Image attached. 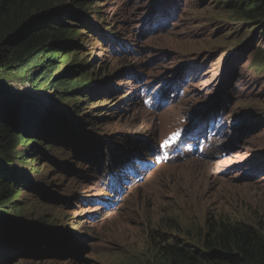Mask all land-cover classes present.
<instances>
[{"label": "rangeland", "instance_id": "rangeland-1", "mask_svg": "<svg viewBox=\"0 0 264 264\" xmlns=\"http://www.w3.org/2000/svg\"><path fill=\"white\" fill-rule=\"evenodd\" d=\"M229 1H86L95 6L87 13L89 16L81 15L83 25L78 27L69 22L68 27L76 30L78 38L74 43L78 46L53 48L59 57L57 76L68 71L70 82L100 90L107 87V76L121 73L122 79L104 91L116 100L111 103L106 99L94 100L90 110L95 112L88 115L96 120V114H102L101 120L87 121V116L79 117L66 100L81 98L82 103L91 102L80 94L62 96L33 85H13L17 95L32 96L70 119L80 138L65 148L60 145L68 139L54 146L49 144L57 141L41 142L36 145V156L27 155L25 161L12 155L15 167H9L36 189L31 191L25 185L19 195L1 197V203H7L3 219L6 215L21 219L36 230L35 223L48 224L43 230L55 235L54 241L63 237L68 245L77 248L81 241L82 249L77 256L55 259L53 256L31 259L13 253L9 263L0 264H160L158 257L153 256L155 248L149 244L152 235L191 242V236L197 235L207 217L264 225L262 23L236 19L235 12L225 4ZM243 1L247 5L249 0ZM84 27L87 31L81 29ZM179 73L184 79L174 84L173 79ZM224 84L230 91L225 92L228 97L223 99L224 112L214 118L212 127L210 123L204 128L200 126L192 139L207 140L209 133L223 134L228 151L210 147L201 140L194 146L206 153L213 150L216 158L190 159L189 164L170 173L160 169L145 188L129 195L115 214L102 218L87 214L94 207L85 201L102 199L103 177L101 172L96 175L88 172L89 169L97 172L100 164L87 166L81 156L86 157L94 147L93 158L99 162L103 157L100 147L109 144L106 155L116 160L118 153L113 149L118 148H112L113 145L130 149L133 147L130 143H136L134 137H151L155 139L153 143L163 141L170 146L177 142L172 131L189 125L197 107L212 101V94ZM174 86L178 93L159 112L142 105L144 96L150 95L154 100L159 92ZM147 104L150 105L149 100ZM226 115L229 118L242 115L249 132L231 135V130L225 127ZM203 118L206 121L202 123L207 122L205 115ZM200 122L195 120L193 127L197 128ZM220 154L223 156L219 157ZM171 220L178 227L164 230L158 225Z\"/></svg>", "mask_w": 264, "mask_h": 264}, {"label": "trees", "instance_id": "trees-1", "mask_svg": "<svg viewBox=\"0 0 264 264\" xmlns=\"http://www.w3.org/2000/svg\"><path fill=\"white\" fill-rule=\"evenodd\" d=\"M86 1L0 0L1 263L11 261L13 253L38 259L61 255L60 253L66 251L60 242L54 241L48 230H43L49 226L48 224L36 225L34 222L36 228L41 231L39 232L32 225L24 224L21 219L8 215L3 219L5 216L3 209L7 203H1V197L19 195L22 189H26L25 185L29 186L31 191L35 192L36 189L26 184L27 179L9 167H15L12 155H17L19 160L25 161L27 155L36 156V145L41 142L57 141L49 144L54 146L55 143L71 140L59 144L63 147L74 144L75 140L70 139L71 137H80L76 125L70 119L44 106L40 100L32 96L17 95L12 89L13 85H33L40 90L62 96L80 94L91 102L82 103L84 101L81 98L66 100L67 103H72L69 105L79 117L87 116L85 118L87 121L101 120L102 114L99 116L96 114V120L89 116L95 112L90 110L95 104L94 100L100 98L103 102L106 99L108 103L116 100L106 96L104 91L110 89L114 81L122 79L121 73H117V76L116 74L112 77L107 76L109 78L104 77L108 80L107 87L104 86L100 90H91L88 86L80 87L76 81L70 82L67 80L70 75L68 71L57 76L59 57L53 48L59 46L58 49L63 50L69 46H78L74 43L78 38L75 37L76 30L68 27L69 22L75 23L78 27L83 25L81 15L89 16L87 13L89 14L95 6ZM247 2L246 5V1L231 0L225 4L235 12L236 19L251 23L261 22L264 36V0ZM64 6L68 8L62 9ZM81 29L87 31L86 27ZM110 35L115 36L114 33ZM105 69L106 73L109 67ZM169 223H173L174 226ZM176 225L178 227V223L171 220L159 224V227L168 230L175 229ZM199 232L191 236V242L152 235L149 244L155 248L153 256L158 257L160 264H264V225L208 218ZM17 246L19 248L25 246L26 250H21Z\"/></svg>", "mask_w": 264, "mask_h": 264}, {"label": "clouds", "instance_id": "clouds-1", "mask_svg": "<svg viewBox=\"0 0 264 264\" xmlns=\"http://www.w3.org/2000/svg\"><path fill=\"white\" fill-rule=\"evenodd\" d=\"M111 44L113 45L114 42L111 41ZM226 88V84L220 86L218 88L217 93L212 94V101L205 102L203 103V105L197 107V113L193 117L189 125L186 124L185 126H183V129H181V141H183V143L179 147H177V149H175L173 152L167 153L166 158L164 160L160 159V157L164 154L161 153L160 156H158L155 151V147L159 148V142L157 141L156 143H153L155 139L151 137H134L141 140L142 142L136 139V143H130L133 146L132 148H130V153L126 151L125 147L122 148V150L118 149L115 151V149H113L114 153H118V157L116 160H112L111 157H107L106 145H104V147H100L103 153V157H101L99 162L97 159L93 158L95 156L94 150L96 149L94 147H91L93 152L89 151V154L86 155L87 159H84L86 157L83 158V156H81L80 158L82 159V162L87 166H90L95 162L100 164V168L97 169V172H95V169H89L88 172L90 174L96 175L98 172H101L103 180H110L109 182H104L100 185L101 190L103 191L102 199H88V201H85V204H89L94 207L93 212L87 214L97 215L99 218L115 214L122 207L125 202V199L129 195H133L134 193L145 188L149 184L151 178L156 173V171L160 169L167 170L170 173V171L176 168H180L186 164H189L188 161L190 159L205 160L216 158V155L214 154L213 150H211L210 153H206L205 151L199 153L200 150H198L196 146H194V144H199L201 140L205 139L198 138L190 144L187 143L195 136L200 126L204 128L207 126L208 123H210V126L212 127L214 123V118L224 112L223 103H225V101H223V99L228 97V94H225V92H230L229 89ZM204 115L207 117V122L202 123V120L206 121V118H203ZM225 118L228 119L225 127H228V131L231 130L230 134L234 137L239 136L238 133L240 132L244 134L246 132H249V130H246L247 121L242 115H232L231 118L227 117L226 115ZM197 119L201 122L199 123L197 128H194L193 123ZM220 127L218 129H220ZM230 134L228 138L230 137ZM208 135L209 137L207 138V140H205L207 142V145H209L210 147L218 146L224 152L228 151L229 148L225 146L227 140L224 141V139H222L223 134L216 135L209 133ZM79 138H73L75 140L74 143ZM186 140L189 141L185 143ZM118 146H120V144H118ZM118 146L113 145L112 148H118ZM178 151L179 154H177ZM119 152L120 154H122V156H120ZM221 156H223V154L219 155V157ZM139 158L144 160L142 164L136 161V159ZM156 160L159 161L156 162ZM111 163H116L118 165L117 169L114 170L113 168H110L109 164ZM104 168L107 169L104 170ZM109 168L112 170H108ZM115 185L117 186L115 187ZM207 219L208 217L206 218V221ZM52 237H55V235H53ZM57 242H60V244L63 245V248L66 249V251L60 253L61 255L53 256L54 259L58 256H77L79 251L82 249L81 241L78 242V248L72 245H68L64 241L63 237H58Z\"/></svg>", "mask_w": 264, "mask_h": 264}, {"label": "bare ground", "instance_id": "bare-ground-1", "mask_svg": "<svg viewBox=\"0 0 264 264\" xmlns=\"http://www.w3.org/2000/svg\"><path fill=\"white\" fill-rule=\"evenodd\" d=\"M163 100H164V97H163ZM200 132V131H199ZM196 136V135H195ZM200 138V137H199ZM196 139H198V138H194V139H192L190 142H188L187 144H190V143H192L193 141H195ZM95 144V146L97 145L96 143H94ZM103 144V143H102ZM92 145H93V143H92ZM120 149H121V147H120ZM122 150V149H121ZM155 151H156V154L158 155V156H160V154L162 153L159 149H157V147L155 148ZM164 173V175H165V177H169V175L168 174H166L165 172H163ZM165 177H164V179H165ZM163 190H166V188H163ZM170 191V190H169Z\"/></svg>", "mask_w": 264, "mask_h": 264}]
</instances>
